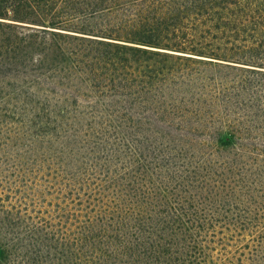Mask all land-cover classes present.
<instances>
[{"label": "trees", "instance_id": "16d2710c", "mask_svg": "<svg viewBox=\"0 0 264 264\" xmlns=\"http://www.w3.org/2000/svg\"><path fill=\"white\" fill-rule=\"evenodd\" d=\"M55 143L92 196L50 209L0 171V264H232L260 222L264 0H0V165Z\"/></svg>", "mask_w": 264, "mask_h": 264}, {"label": "rangeland", "instance_id": "374dc122", "mask_svg": "<svg viewBox=\"0 0 264 264\" xmlns=\"http://www.w3.org/2000/svg\"><path fill=\"white\" fill-rule=\"evenodd\" d=\"M196 56L209 58L204 55ZM26 120L30 124L32 117ZM58 145L55 143L53 146L55 148L46 150L44 153L38 150V156L34 159L28 157L21 159L17 168L2 163L1 176L7 178L12 184L19 185L23 194L34 197L40 203L45 201L50 209L55 208L54 204L57 201L68 202L60 195L73 194L81 198H86L88 194L92 196V175L83 171L87 166L88 171L92 173V165L89 166L91 161L85 149L76 143L72 146L75 153H71L68 147H64L58 155H55L59 149ZM254 195L259 224L256 225L257 227H252L249 233L245 231L233 236V239H226V249L221 250L230 257L232 264H264V241L260 240L261 231L264 230V181L256 184ZM72 200L74 201L75 198L73 197Z\"/></svg>", "mask_w": 264, "mask_h": 264}]
</instances>
